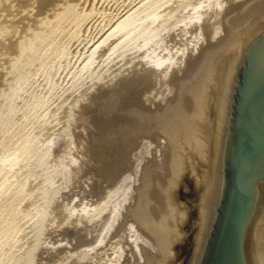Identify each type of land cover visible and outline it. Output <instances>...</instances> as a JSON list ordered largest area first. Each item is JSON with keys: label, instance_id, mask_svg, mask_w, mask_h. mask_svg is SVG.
I'll list each match as a JSON object with an SVG mask.
<instances>
[{"label": "water", "instance_id": "95a60500", "mask_svg": "<svg viewBox=\"0 0 264 264\" xmlns=\"http://www.w3.org/2000/svg\"><path fill=\"white\" fill-rule=\"evenodd\" d=\"M96 98L36 264H264V0H165Z\"/></svg>", "mask_w": 264, "mask_h": 264}, {"label": "rangeland", "instance_id": "374dc122", "mask_svg": "<svg viewBox=\"0 0 264 264\" xmlns=\"http://www.w3.org/2000/svg\"><path fill=\"white\" fill-rule=\"evenodd\" d=\"M82 1L79 17L71 9L32 55L0 57V264H36L49 205L95 100L165 0Z\"/></svg>", "mask_w": 264, "mask_h": 264}, {"label": "bare ground", "instance_id": "6f19581e", "mask_svg": "<svg viewBox=\"0 0 264 264\" xmlns=\"http://www.w3.org/2000/svg\"><path fill=\"white\" fill-rule=\"evenodd\" d=\"M82 2L83 1L81 0L80 1L81 5L85 4V2H83V3ZM77 3H79V0H0V42L4 45L0 48V57H4L5 58L4 61H8L7 57L8 58L11 57V58H14L16 60L17 57L21 58L23 56V54L25 55L26 53L27 54L31 53V55H32L34 49H36L35 47L38 44H40L44 40L46 42L47 39H51L52 35L55 31L59 32V30H61L60 26L66 20L67 15L69 16V14H71L70 12L77 10L76 9L77 6L75 7V5H78ZM80 3H79L77 8H79ZM86 3H87V0H86ZM85 7L87 8L88 6H85ZM82 8H84L83 5H82ZM71 9H73V11H71ZM153 9L154 10L151 13H149L147 16L144 17L145 19L148 17L153 18L156 15V11H157L156 10L157 9L156 4L153 7ZM79 10L81 11V9H79ZM75 11H74V16L76 15ZM71 15H73V14H71ZM77 16L79 17V15H77ZM77 16H75V17H77ZM133 17L134 16L128 18L127 21L120 24V26L117 28L116 32H120L121 30H123L124 26L135 21V18H133ZM149 18H148V20H149ZM81 20H83L82 23H84L85 18L82 17ZM81 20H79L80 23H81ZM74 21H76V20H74ZM74 21H72V22H74ZM77 21H78V19H77ZM85 21H87V20H85ZM72 22H71V24L74 25ZM82 23L80 25H83ZM64 24L66 25V23H64ZM68 24H70V23H68ZM67 26H69V25H66V27ZM64 27H62V28H64ZM68 33H70V32H68ZM55 39H57V37H55ZM43 44H46V43H43ZM43 44L41 43L40 46ZM13 55H14V57H13ZM25 59H28L27 56ZM29 59H31V58H29ZM1 61H3V60H1ZM11 61L12 60H10V62ZM17 61H19V60H17ZM12 63H14V62L12 61ZM17 63H16V66L18 65ZM3 65H4V63H3ZM13 67H15V66H12V68ZM3 68H5V67H3ZM3 68H2V71L7 70V67L4 70H3ZM11 70H13V69H11ZM0 73H1V71H0ZM4 73L6 75V71ZM3 80H2V82L4 83ZM0 222H2V221H0Z\"/></svg>", "mask_w": 264, "mask_h": 264}]
</instances>
